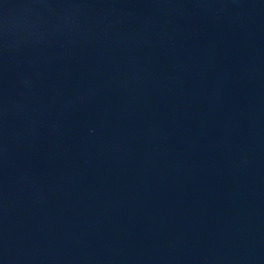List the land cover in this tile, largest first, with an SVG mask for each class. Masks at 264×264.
<instances>
[{
	"label": "water",
	"instance_id": "95a60500",
	"mask_svg": "<svg viewBox=\"0 0 264 264\" xmlns=\"http://www.w3.org/2000/svg\"><path fill=\"white\" fill-rule=\"evenodd\" d=\"M0 264H264V0H0Z\"/></svg>",
	"mask_w": 264,
	"mask_h": 264
}]
</instances>
